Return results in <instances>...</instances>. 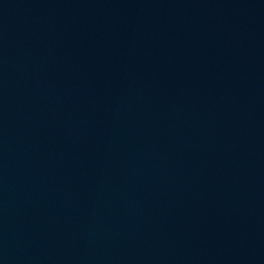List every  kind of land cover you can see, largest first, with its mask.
Segmentation results:
<instances>
[{
    "label": "water",
    "instance_id": "1",
    "mask_svg": "<svg viewBox=\"0 0 264 264\" xmlns=\"http://www.w3.org/2000/svg\"><path fill=\"white\" fill-rule=\"evenodd\" d=\"M0 264H264V0H0Z\"/></svg>",
    "mask_w": 264,
    "mask_h": 264
}]
</instances>
